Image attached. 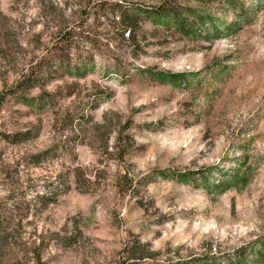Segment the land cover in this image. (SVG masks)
<instances>
[{
	"label": "rangeland",
	"instance_id": "rangeland-1",
	"mask_svg": "<svg viewBox=\"0 0 264 264\" xmlns=\"http://www.w3.org/2000/svg\"><path fill=\"white\" fill-rule=\"evenodd\" d=\"M112 2L143 52L90 9L53 100L0 70V264H264V0Z\"/></svg>",
	"mask_w": 264,
	"mask_h": 264
},
{
	"label": "trees",
	"instance_id": "trees-1",
	"mask_svg": "<svg viewBox=\"0 0 264 264\" xmlns=\"http://www.w3.org/2000/svg\"><path fill=\"white\" fill-rule=\"evenodd\" d=\"M26 2L28 7L29 5L32 7H29L32 11L15 9L17 13L15 16L5 14L0 7V70L2 69L5 75V83L11 80L10 90L25 104L36 101V97L31 95L35 90L40 91L38 96L41 99L53 100L56 94L47 91L48 86L53 81L63 78L66 72L72 71L70 54L74 49H78L74 46L77 42L74 40L75 29L82 23L80 16L83 11L87 15L90 14V9H93L96 15V18H93L94 25L98 27L99 21L102 18L104 20L101 13L99 14L100 11L119 18L114 19L112 25H106L108 31L113 25L114 28H120L121 37L127 40L136 52H143L146 46V35L141 25L143 13L130 14V10L120 9L121 5L112 0H26ZM45 37H49V40H44ZM74 85L75 83H69L64 87L70 88ZM71 94L70 91L68 96ZM41 131L42 126L38 124L7 134L5 138L12 144H22L38 138ZM37 196L44 207L53 202L48 193ZM2 216L0 213V249L8 243L11 235L4 226L8 224V219Z\"/></svg>",
	"mask_w": 264,
	"mask_h": 264
}]
</instances>
